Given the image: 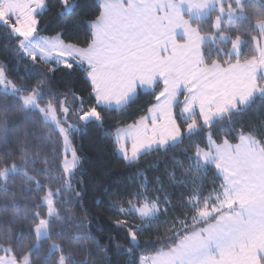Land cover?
Returning <instances> with one entry per match:
<instances>
[{
  "label": "snow or ice",
  "instance_id": "1",
  "mask_svg": "<svg viewBox=\"0 0 264 264\" xmlns=\"http://www.w3.org/2000/svg\"><path fill=\"white\" fill-rule=\"evenodd\" d=\"M51 2L0 0V30L14 40V52L26 62L28 77L13 80L0 63V91L19 100L23 110H38L45 122L55 125L63 145L64 190H72L71 180L83 167L76 134L89 124L103 128L112 111L123 117L140 91L147 89L153 99L143 114L131 122L113 121L121 125L113 134V152L135 169L133 179L142 182L108 203L117 217L113 223L127 243L123 251L135 257L143 250L129 264H264V137L260 135L264 118L253 128L233 121L254 97L264 98V86L255 78L257 69L264 67V52L260 59L233 64L228 70H221L218 63L201 68L191 35L186 44L173 38L177 28L189 32V22L173 0H96L85 21L89 31L83 42L71 39L63 28L46 34L42 14L51 10ZM212 2L197 0L191 6L207 8ZM79 7V0H58L56 16L70 17ZM62 70L81 73L87 86L83 94L54 89L53 81ZM185 140L190 142L184 149L188 164L173 158L183 178L177 179L175 171L167 178L187 194L179 205L167 195L162 202L158 193L163 182L156 177L157 192L149 194L139 162L151 153H167ZM21 151L20 160L26 161L30 153ZM209 168L217 179L206 187ZM7 171L0 159V177ZM41 187L37 180L36 191ZM60 191L46 190L34 202L31 215L25 214L36 238L29 254L18 259L11 247L0 245L8 253L0 254V264H31L30 253L40 247L42 238L51 239L52 220L61 218ZM77 197L82 199L83 193L77 191ZM177 207L180 214L166 222L163 233L153 228L165 223L159 218ZM154 230L156 236L146 235ZM108 240L113 242L114 237L109 235ZM116 249L121 251L122 245L117 243ZM53 252L60 253L57 264H66L55 241L48 249L49 255Z\"/></svg>",
  "mask_w": 264,
  "mask_h": 264
},
{
  "label": "trees",
  "instance_id": "2",
  "mask_svg": "<svg viewBox=\"0 0 264 264\" xmlns=\"http://www.w3.org/2000/svg\"><path fill=\"white\" fill-rule=\"evenodd\" d=\"M95 2L96 0H79L80 7L76 13L70 17H57L58 0H52L51 10L42 14V26L47 25L46 34L63 28L71 39L83 42L89 31L85 21L93 14ZM240 13L242 18L222 25L224 33L244 41L240 57L228 58V44L220 45L223 46L221 49L213 43L205 44L201 48L203 67H211L217 63L221 67L246 64L249 59L258 57L253 50L252 39L261 38L255 25L264 23V0H246ZM214 14L212 12L205 20L193 22L199 34H212ZM14 49V40L0 30V63L8 68V74L13 80L27 79L26 62L15 54ZM259 84L261 85V81ZM53 85L57 92L71 89L78 94H83L87 87L79 71L68 73L67 70L56 74ZM152 99L150 91H140L123 117L112 111L103 128L89 124L76 134L75 146L83 157V167L77 170L71 180L72 190L65 191L63 145L58 132L42 120L39 112L23 110L19 100L0 91V159L8 167L5 176L0 177V245L4 249L11 247L18 259L29 254L36 238L25 214L31 215L34 202L39 200L40 194L48 189L53 192L60 189L57 206L61 218L52 220L51 239L42 238L40 247L30 253L31 264H57L60 253L48 254L52 241L61 246L67 257L66 264H129V261L138 258L143 250L137 251L135 257H130L123 251L127 247L123 231L114 225L116 214L108 208L112 197L136 189L142 183L133 179L135 169L125 166L113 152V134L115 128L121 126L113 124V121L124 118L131 122V119L143 114L145 105L152 102ZM262 118L264 98L259 96L249 103L243 115H234L233 121L235 124H243L245 128H253ZM260 135L264 137V130H260ZM189 143L185 140L179 146H170L167 153H151L139 162L138 167L146 173L149 194L157 192L154 183L156 177L163 182L158 193L162 202L167 195L172 204L179 205L181 197L187 194L179 185L170 183L167 177L175 171L177 179L183 178L181 169L174 164L173 158L187 165L189 161L184 149L189 147ZM22 149L30 153L26 161L20 160ZM13 163L16 165L15 169L12 168ZM28 176L35 179L28 180ZM215 179L214 170L209 168L204 180L205 186L210 187ZM37 180L44 186L39 192L36 191ZM78 180L83 183H77ZM77 191L83 193L82 199L77 197ZM177 214H180L179 207L175 212L170 210L166 216H161L159 219L165 223L153 224V228L163 233L166 222ZM158 232L154 230L146 235L154 237ZM109 235L114 237L113 242H109ZM117 243L122 245L119 252L116 249Z\"/></svg>",
  "mask_w": 264,
  "mask_h": 264
},
{
  "label": "rangeland",
  "instance_id": "3",
  "mask_svg": "<svg viewBox=\"0 0 264 264\" xmlns=\"http://www.w3.org/2000/svg\"><path fill=\"white\" fill-rule=\"evenodd\" d=\"M246 0H213V2L207 7V8H195V7H189L187 10L190 14V16L195 19V18H202L204 16L207 17L210 12H215L214 17H213V22H212V34L208 36H200L196 35L191 36L192 40L195 41V43L198 45V50L195 53L196 55L199 56V53H201V46L209 43H213L216 46H219V48H223V46L220 45H229L228 51H227V56L229 59L235 58L238 59L241 55L242 47L244 45V41L240 38H232L228 34L224 33L222 31V25L224 23H229L232 21H236L238 18H242L243 15L240 13L241 6L243 2ZM188 2L192 5L193 3H196L197 0H188ZM256 30L260 34V39L259 38H253V50L255 53H257V58L260 59V54L261 52H264V23H257L255 25ZM187 37L186 43H188L189 40V33L186 31L184 32ZM185 37V36H184ZM185 43V44H186ZM200 57V56H199ZM201 60V58H200ZM252 59H249L250 61ZM247 64V63H246ZM243 65V64H241ZM231 66V65H230ZM230 67H225L222 68L221 70H228ZM233 72L238 71L237 69L232 70ZM259 77H262V74L259 73ZM259 78V81H262L261 84L263 83V79ZM264 85V83H263ZM142 91V90H141ZM144 92L147 91V89H143ZM5 93V92H4ZM33 111L34 109H30ZM41 115V114H40ZM42 120L45 122L44 118L41 115ZM53 127L55 131H57L56 127L54 124L51 122H45ZM71 158L70 153H69V159ZM65 176V175H64ZM213 253L216 252L215 247L211 249ZM0 254L8 255V253L3 252V249H0Z\"/></svg>",
  "mask_w": 264,
  "mask_h": 264
},
{
  "label": "crops",
  "instance_id": "4",
  "mask_svg": "<svg viewBox=\"0 0 264 264\" xmlns=\"http://www.w3.org/2000/svg\"><path fill=\"white\" fill-rule=\"evenodd\" d=\"M173 4H174V6H176V5H178L179 7H178V10H179V12H180V15H181V17H182V19L183 20H185V21H188L189 22V32H187V33H189L192 37L193 36H195V34L197 35H200V36H202L201 34H199V32L194 28V25H193V22H195V21H202V20H205L206 18H208L209 17V15L212 13V12H210L209 13V15L207 16V17H205L204 18V16L202 17V18H195V19H193L191 16H190V14H189V12L187 11L188 9H189V7H191V4L188 2V0H173ZM168 10V6L167 5H165V11H167ZM159 9H157V13L159 14ZM184 32H185V29L184 28H177V29H175L174 30V34H173V38H174V40L177 42V43H179V44H185L186 43V41H187V37H186V34H184ZM185 36V37H184ZM204 46V45H203ZM201 48H202V46H201ZM162 51V54H163V49L161 50ZM201 52V51H200ZM199 56H200V58H201V53H199ZM243 65H245V64H243ZM200 67L201 68H211V67H203L202 66V59H201V64H200ZM221 67V66H220ZM227 68L228 67H230V66H226ZM222 68H225V67H222ZM234 70V69H233ZM259 73H261L262 74V77H261V79H263V83H264V67H259L258 69H257V71L255 72V78H256V80H257V82H258V84H259ZM262 82V81H261ZM263 83L261 84V86H264L263 85ZM143 91V90H142ZM149 90H147L146 92H148ZM144 92V91H143ZM256 97H259V96H256ZM256 97H254L253 99H255ZM252 99V100H253Z\"/></svg>",
  "mask_w": 264,
  "mask_h": 264
}]
</instances>
